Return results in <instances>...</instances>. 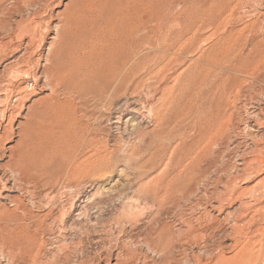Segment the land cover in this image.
<instances>
[{"label":"rangeland","instance_id":"obj_1","mask_svg":"<svg viewBox=\"0 0 264 264\" xmlns=\"http://www.w3.org/2000/svg\"><path fill=\"white\" fill-rule=\"evenodd\" d=\"M0 264H264V0H0Z\"/></svg>","mask_w":264,"mask_h":264},{"label":"bare ground","instance_id":"obj_2","mask_svg":"<svg viewBox=\"0 0 264 264\" xmlns=\"http://www.w3.org/2000/svg\"><path fill=\"white\" fill-rule=\"evenodd\" d=\"M122 1V0H121ZM135 13H134V10H126V11H121V12H118V13H116V15H115V17H116V19L117 20H119V21H121V22H117L119 25H121V23H123L125 20L127 21V19L125 18V17H128V16H132V15H134ZM113 17H114V15H113ZM114 17V18H115ZM112 19L113 18H111V21H112ZM114 20V19H113ZM115 22H116V20H115ZM116 23V24H117ZM115 24V25H116ZM117 24V25H118ZM126 24H128V22H126ZM125 23L124 24H122V25H124V27L125 28H127L126 26H128V25H126ZM114 25V24H113ZM118 25V26H119ZM113 27V26H112ZM120 27V26H119ZM118 27V28H119ZM123 27V26H122ZM129 27V26H128ZM116 29H117V27H116ZM132 29H131V26L129 27V31H131ZM130 33L131 32H129V34H128V36H126L125 37V39H123L122 41H121V43H122V45H121V43H118V44H120L121 46H124V45H126L125 47H127V46H132V45H130V43H131V41L132 42H134V39H133V37H130ZM124 44V45H123ZM117 45V44H116ZM142 45V44H141ZM121 46H120V48H121ZM133 46H135V45H133ZM118 47V46H117ZM124 48V47H123ZM126 49V48H125ZM114 50V49H113ZM115 50H116V48H115ZM114 50V51H115ZM121 50V49H120ZM117 52H119V48H118V51ZM125 51H121V53H124ZM119 54V53H118ZM122 58L125 56V54H119ZM133 59V58H132ZM131 61V58L128 56V58H123V59H121V66H122V68L124 67V66H126L129 62ZM125 68V67H124ZM123 68V69H124ZM56 73H58V72H56ZM57 75V74H56ZM58 75H61V73L59 72V74ZM91 76V75H90ZM97 76V75H96ZM92 77V76H91ZM93 79V78H92ZM78 80V79H77ZM81 80V79H80ZM90 80H91V78H90ZM94 80V79H93ZM73 81V80H72ZM79 81V80H78ZM75 83V82H74ZM73 84V83H72ZM81 84V83H80ZM79 83H78V85L77 86H79L80 85ZM74 86V85H73ZM75 87H76V85H75ZM79 88L80 87H77V89H75V92H76V90H77V92L76 93H80V94H84V91L83 90H87V89H80V92H79ZM87 88V87H86ZM88 90H89V88H88ZM86 92V91H85ZM89 92V91H88ZM91 92V91H90ZM93 93H94V91H93Z\"/></svg>","mask_w":264,"mask_h":264}]
</instances>
